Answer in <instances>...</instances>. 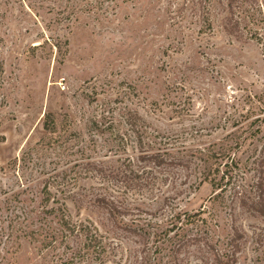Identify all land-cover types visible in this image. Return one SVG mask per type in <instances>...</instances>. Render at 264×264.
Here are the masks:
<instances>
[{"label": "rangeland", "instance_id": "obj_1", "mask_svg": "<svg viewBox=\"0 0 264 264\" xmlns=\"http://www.w3.org/2000/svg\"><path fill=\"white\" fill-rule=\"evenodd\" d=\"M228 1L0 0V264H60L67 251L52 245L56 225L47 213L57 206L107 231L114 254L123 255L118 264H133L129 253L139 240L117 227L141 212L113 220L95 201L103 195L143 211L205 208L204 225L193 229L207 232L217 250H228L237 229L243 235L238 264H264V218L236 200H209L213 190L201 183L197 158L189 159L191 171L158 170V180L162 174L169 180L142 189L103 177L131 156L138 169L140 146L124 123L129 113L141 118L144 148L169 149L179 158L188 157L187 148L217 143L238 121L264 116V0L249 2L263 7L254 25L240 20L247 5L233 2L229 14ZM229 18L238 31L227 30ZM259 126L244 144L247 154L264 143V123ZM116 131L119 137L111 134ZM56 169L66 171L70 184L53 181ZM166 195L175 199L169 206Z\"/></svg>", "mask_w": 264, "mask_h": 264}, {"label": "trees", "instance_id": "obj_2", "mask_svg": "<svg viewBox=\"0 0 264 264\" xmlns=\"http://www.w3.org/2000/svg\"><path fill=\"white\" fill-rule=\"evenodd\" d=\"M224 1L227 2L228 0ZM236 1H238L237 7L242 3L247 5L243 9L239 6L244 14L240 20H246L247 23L254 25L253 22L257 13L262 14L261 8L263 7L261 4L260 6H257V4L252 6L249 2L254 4L253 0H230L229 3H226L229 14L232 13L230 11L232 5L230 4ZM218 4H221V2H218ZM225 23L230 25L227 28L229 32L238 31V23L233 22L234 24H232L231 18L225 19ZM247 28L250 39H255L256 32L249 27ZM223 29L226 28L223 26ZM1 75L2 72L0 71V88L2 86ZM254 117L246 124L243 121L236 122L233 125L234 130L227 132L223 139L217 141L219 144L209 142L203 147L192 150L187 148L188 157L179 158L171 156L169 149L158 147L154 149L151 145L144 148L141 139L147 132L140 125L141 118L135 113H129L124 123L130 126L131 131L135 133L137 143L140 146L136 149L137 154L135 155L138 169L131 167L134 162L131 156L123 161L122 167L117 169L116 174L110 172L108 175L104 174L103 177L122 178V184L125 188L142 189L151 185L154 186L157 183L156 181L164 183L169 180L170 177L166 174H162L164 175L161 177L163 180H158L156 175L158 170L164 171V169L181 167L186 171H191V166H195V164L189 159L197 158L199 165L196 164L195 167L199 171L201 183H209L213 190L209 200L222 201L224 198H229L232 201L236 200L239 206L245 208L246 211L249 210L253 214L264 218V143L260 147L253 144L251 154L243 151L246 140L259 134V124L264 123V116L256 115ZM94 123L95 126L101 128L100 130L110 132L114 130L111 123L93 121ZM51 125L53 124L51 123ZM254 126H256L255 129H252ZM44 129H50L48 122H45ZM111 134L114 137L120 136L117 131ZM216 146L217 149H215ZM189 151L193 152L196 157L193 154L189 156ZM239 152L241 156L245 155L246 158L242 160L238 157ZM85 166L93 167V164L88 161ZM192 170L194 169L192 168ZM249 175H251V183L247 184L246 181ZM50 177L53 181L59 179L55 182L57 185L61 184L62 187L66 186L61 183L62 180H65L67 185L70 184L65 170L59 171L56 169L54 176L52 174ZM44 192L46 195L44 202H48L52 194L46 186ZM172 200L175 201L168 195L163 197V203L166 206H169ZM95 201L106 209L107 214L113 220L116 219L117 215L127 217L132 216L134 211L141 212L134 215L135 219H133L131 225L117 227L139 240L134 244L140 246V248H134L132 253H129V257L134 259L133 264H238L237 256L240 253L238 243L243 239V235L237 229H233V234L228 243V250H217L206 237L207 232L193 229L194 225H204L205 208L200 207L195 213L182 211L178 208L166 212V209L162 207L143 211L137 205L127 207L105 195L97 197ZM47 213L53 215L54 224L56 225L50 233L52 245L53 243L59 246L64 245V249L67 251L59 255L60 264H105L110 261L113 264H118L122 260L123 255L117 258V255L114 254V248L111 245L114 239L110 238L107 231L103 233L95 222L89 220L75 221L60 206L52 207ZM140 214H144L145 218H141ZM51 242L48 243L49 246H51ZM70 242H73V247L67 246ZM138 255L140 256V262L137 261ZM116 259H118L117 262L114 261Z\"/></svg>", "mask_w": 264, "mask_h": 264}]
</instances>
